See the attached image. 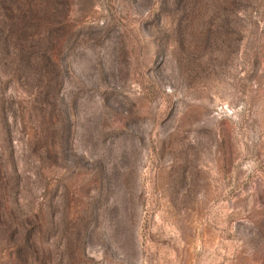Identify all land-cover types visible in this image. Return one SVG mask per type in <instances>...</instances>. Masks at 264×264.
Listing matches in <instances>:
<instances>
[{
  "label": "rangeland",
  "instance_id": "obj_1",
  "mask_svg": "<svg viewBox=\"0 0 264 264\" xmlns=\"http://www.w3.org/2000/svg\"><path fill=\"white\" fill-rule=\"evenodd\" d=\"M30 1L0 4V264H264V0Z\"/></svg>",
  "mask_w": 264,
  "mask_h": 264
},
{
  "label": "trees",
  "instance_id": "obj_2",
  "mask_svg": "<svg viewBox=\"0 0 264 264\" xmlns=\"http://www.w3.org/2000/svg\"><path fill=\"white\" fill-rule=\"evenodd\" d=\"M2 1L3 0H0V4L2 3ZM11 1L19 2L20 0H11ZM48 1H50V0H31L28 4H25V3L23 4V6H24L23 9L17 10V9H19V8H17L16 10L15 9H13V10L17 13H21V15H23V17H25L26 19H29V18L33 17V10H34V7L36 8V6L41 5L42 8L45 10L44 12H46L47 10L50 11ZM47 4H48V9H47Z\"/></svg>",
  "mask_w": 264,
  "mask_h": 264
}]
</instances>
